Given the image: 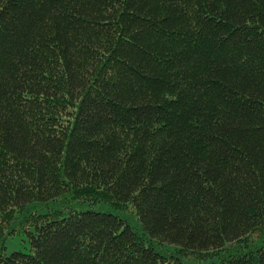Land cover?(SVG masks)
I'll list each match as a JSON object with an SVG mask.
<instances>
[{"label": "trees", "instance_id": "1", "mask_svg": "<svg viewBox=\"0 0 264 264\" xmlns=\"http://www.w3.org/2000/svg\"><path fill=\"white\" fill-rule=\"evenodd\" d=\"M0 264H264V0H0Z\"/></svg>", "mask_w": 264, "mask_h": 264}, {"label": "rangeland", "instance_id": "2", "mask_svg": "<svg viewBox=\"0 0 264 264\" xmlns=\"http://www.w3.org/2000/svg\"><path fill=\"white\" fill-rule=\"evenodd\" d=\"M48 210H53V207H47ZM129 211H131V207L128 208ZM7 252L11 253L14 250H24V251H28L30 248L29 242H28V238L27 236H25L24 234H16V235H10L7 238ZM174 245L168 244V243H164V248L168 249V250H173Z\"/></svg>", "mask_w": 264, "mask_h": 264}]
</instances>
